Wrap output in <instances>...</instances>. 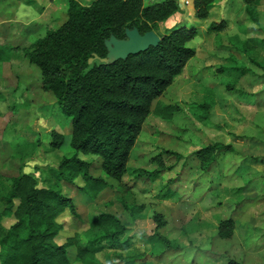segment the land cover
I'll return each mask as SVG.
<instances>
[{
  "label": "rangeland",
  "instance_id": "1",
  "mask_svg": "<svg viewBox=\"0 0 264 264\" xmlns=\"http://www.w3.org/2000/svg\"><path fill=\"white\" fill-rule=\"evenodd\" d=\"M67 4L0 0V209L13 176L28 172L39 185L51 184V170L75 151L70 116L45 87L39 67L24 55L47 31L64 24ZM183 5L180 21L198 28L187 42L195 53L154 101L128 160L130 167L152 170L149 159L162 154L166 168L155 179L127 173L117 180L104 175L100 157L78 152L92 162V174L103 175L108 184L94 198L75 184H55L79 214L66 209L58 215L63 228L56 240L83 231L92 216L107 211L127 226L119 236L127 246L109 247L104 240L85 260L70 247L68 264H224L228 256L264 264V44L249 40L264 38V0L255 19L243 0H215L205 18L194 16L191 0ZM221 19L228 22L225 29L208 28ZM165 103L180 107L170 119L155 109ZM51 129L63 135L58 148L49 145ZM213 141L231 143L236 150L221 152L218 162L206 168L194 151ZM156 212L166 220L159 233L169 239L168 246L150 237ZM227 217L234 219L233 234L221 237L218 223ZM14 220L2 217L5 226ZM81 240L86 236L81 234Z\"/></svg>",
  "mask_w": 264,
  "mask_h": 264
},
{
  "label": "trees",
  "instance_id": "2",
  "mask_svg": "<svg viewBox=\"0 0 264 264\" xmlns=\"http://www.w3.org/2000/svg\"><path fill=\"white\" fill-rule=\"evenodd\" d=\"M215 0H192L194 15L205 18ZM262 0H243L246 12L255 19L257 5ZM180 9L177 0H160L144 3L143 0H91L83 4L68 0L67 19L57 29L27 48L24 55L37 65L43 83L56 96L62 112L71 118L70 145L74 153L62 156L52 169L54 181L39 185L35 176L19 172L13 176L11 187L0 209V264H68L70 247L76 248V257L85 260L93 257L106 240L107 246H127V240L119 236L127 226L113 212L99 211L92 216L86 229L75 231L62 242L56 240L63 224L58 215L68 209L79 216L72 198L55 186L56 183L76 185L89 197H96L108 184L103 175L91 172L92 162L78 152L94 154L101 159L106 176L121 180L127 173L158 177L166 167L162 154L149 159L152 170L128 165L131 151L152 105L174 77L184 68L195 50L187 45L198 32L196 25H175L160 31L159 22ZM226 19L212 21L208 28L219 31L227 27ZM136 26L141 33L154 29L161 40L156 46L131 53L112 63L88 58L97 53L104 56V39L113 33L124 36L125 27ZM253 44H264V38H250ZM229 87H232L231 85ZM201 106L208 108L206 102ZM156 111L170 119L180 107L177 103L158 104ZM204 109V110H206ZM49 145L58 148L63 135L50 130ZM231 143L213 141L197 148L195 156L202 165L210 168L218 162L221 152L234 151ZM164 150V153H172ZM80 178L82 183H76ZM59 182V183H60ZM167 192V190L165 191ZM13 216L15 220L5 226L2 217ZM155 224L152 236L166 246L169 239L159 233L166 220L162 213L152 215ZM235 227L232 217L221 219L218 235L231 237ZM81 234L86 236L85 242ZM224 264H245L228 256Z\"/></svg>",
  "mask_w": 264,
  "mask_h": 264
},
{
  "label": "water",
  "instance_id": "3",
  "mask_svg": "<svg viewBox=\"0 0 264 264\" xmlns=\"http://www.w3.org/2000/svg\"><path fill=\"white\" fill-rule=\"evenodd\" d=\"M160 40L161 36L154 29L141 33L136 26L125 27L123 37H117L113 33H110L104 39L106 47L105 55L99 56L97 53H93L88 58V63H91L94 59H98L104 63H112L119 58H126L131 53L145 50L150 45L156 46Z\"/></svg>",
  "mask_w": 264,
  "mask_h": 264
},
{
  "label": "crops",
  "instance_id": "4",
  "mask_svg": "<svg viewBox=\"0 0 264 264\" xmlns=\"http://www.w3.org/2000/svg\"><path fill=\"white\" fill-rule=\"evenodd\" d=\"M90 1L91 0H89L88 2L83 3V4H87ZM143 1H144V3H150V2H154V1H160V0H143ZM177 1H178V5H179L180 9L178 11H176L175 13H173L174 16L172 14V15L168 16L165 20L159 22V28L160 29L162 28V26L165 27L166 29H169V28H171V27H173L175 25L185 24L184 22L180 21L181 20V12H180V10L183 9V6H184L183 4H186V2H185V0H177ZM188 2H189V0H188ZM191 2H192V0H191ZM67 6H68V4H67ZM192 6H193V3H192ZM193 12H194V8H193Z\"/></svg>",
  "mask_w": 264,
  "mask_h": 264
},
{
  "label": "built area",
  "instance_id": "5",
  "mask_svg": "<svg viewBox=\"0 0 264 264\" xmlns=\"http://www.w3.org/2000/svg\"><path fill=\"white\" fill-rule=\"evenodd\" d=\"M185 2L187 3V2H188V0H185Z\"/></svg>",
  "mask_w": 264,
  "mask_h": 264
}]
</instances>
